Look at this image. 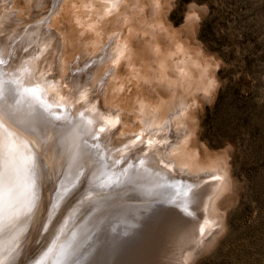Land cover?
<instances>
[{
  "label": "bare ground",
  "instance_id": "1",
  "mask_svg": "<svg viewBox=\"0 0 264 264\" xmlns=\"http://www.w3.org/2000/svg\"><path fill=\"white\" fill-rule=\"evenodd\" d=\"M88 1L0 0V264H14L24 240L59 216L54 245L26 264H137L163 219L171 234L196 230L197 184L179 170L190 109L164 122L148 66L134 71L145 42L113 29L114 14L96 19L108 6L92 0L86 11ZM161 173L168 180L156 181ZM106 179L115 191L100 194Z\"/></svg>",
  "mask_w": 264,
  "mask_h": 264
},
{
  "label": "rangeland",
  "instance_id": "2",
  "mask_svg": "<svg viewBox=\"0 0 264 264\" xmlns=\"http://www.w3.org/2000/svg\"><path fill=\"white\" fill-rule=\"evenodd\" d=\"M96 1L108 6L96 19L114 14L113 29L145 42L134 71L144 62L152 77L148 95L160 89L168 115L157 117L168 123L188 108L195 124L189 142L181 124L178 169L197 184L195 215L188 214L196 230L171 234L173 220L163 219L137 264H184L193 249L186 264H264V0ZM87 4L89 11L92 0ZM109 187L104 194L115 191ZM60 218L50 230L34 231L29 262L54 245Z\"/></svg>",
  "mask_w": 264,
  "mask_h": 264
},
{
  "label": "water",
  "instance_id": "3",
  "mask_svg": "<svg viewBox=\"0 0 264 264\" xmlns=\"http://www.w3.org/2000/svg\"><path fill=\"white\" fill-rule=\"evenodd\" d=\"M7 95H13V93H7ZM29 153V152H28ZM26 158L28 159V162H26L25 161V159L23 160L24 162H23V166L21 167V169H20V171L22 172V169L24 170V172L26 171V174H27V176H28V180L30 179V175H31V173L29 172V170L31 169L30 167H31V165L33 164V162H34V156L33 157H30L31 159L29 160V155L28 156H26ZM33 159V162L31 161ZM41 177L43 178V180L45 179V175H44V172H42L41 171ZM99 186V190L101 191V192H110V187L109 186H111V184L110 183H108L107 181L106 182H101V183H98L97 184V187ZM44 187V183L42 184V188ZM46 187V186H45ZM42 188H41V191H42ZM50 188V187H49ZM47 191L48 190H45V191H43V192H41V195H43V196H41V200H42V202L44 203H42V205H41V207H44L45 206V204H46V201H47V197H46V193H47ZM83 192L81 191L80 193H77L76 194V196L74 197V199L77 197H79L81 194H82ZM43 209V208H42ZM42 215V214H41ZM41 215H40V218H41ZM40 218L37 220V223L39 222V220H40ZM38 225H39V223H38ZM36 241H37V239L36 238H34V239H32V240H28V241H25V243H23L24 245H23V247L21 248L22 249V253H21V255L19 256V258L15 261V263L14 264H26L27 263V261L30 259V258H32L33 256L32 255H30V253H31V251L33 250V248H34V245L36 244ZM31 248V249H30Z\"/></svg>",
  "mask_w": 264,
  "mask_h": 264
},
{
  "label": "snow or ice",
  "instance_id": "4",
  "mask_svg": "<svg viewBox=\"0 0 264 264\" xmlns=\"http://www.w3.org/2000/svg\"><path fill=\"white\" fill-rule=\"evenodd\" d=\"M193 195H195V194H193Z\"/></svg>",
  "mask_w": 264,
  "mask_h": 264
}]
</instances>
